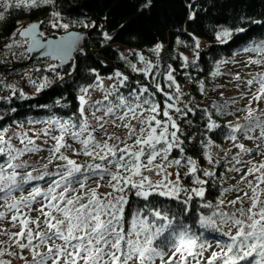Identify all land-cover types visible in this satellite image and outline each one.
Masks as SVG:
<instances>
[{
    "label": "trees",
    "instance_id": "1",
    "mask_svg": "<svg viewBox=\"0 0 264 264\" xmlns=\"http://www.w3.org/2000/svg\"><path fill=\"white\" fill-rule=\"evenodd\" d=\"M33 22L39 23L47 38L70 29L86 33L78 50L64 64L58 65L49 58L29 60L20 31ZM60 24L69 27L62 30ZM262 44L264 0L10 2L0 11V175L12 164L8 150L15 146L4 139L9 131L27 130L33 120L52 122L54 128L55 122L60 121L81 128L85 117L98 109L144 106L167 123L170 145H158L166 162L177 163L179 188L172 194H166L167 189L147 192L137 181L121 182L123 176L132 177L134 167L125 165L118 170L119 184H114L112 190L117 191L114 202L119 210H112L110 224L105 222L106 233L116 250L112 264H132L143 255L154 264L173 249L184 253L182 242L186 239L195 248L207 247L210 242L225 246L222 253L229 264H258L257 257L240 246L241 241L224 235L215 226L223 216L220 202L225 187L220 180L228 171L226 160L212 150L223 147L235 135L226 119V106L223 102L219 105L214 98L222 84L223 65L237 54ZM118 46L129 54L123 56ZM194 50L196 56L184 61L183 54ZM137 53L150 64L147 72L136 69ZM110 77L122 82L98 103L85 105L82 98L86 90ZM12 81L23 84L21 91L15 90ZM10 138L14 144V136ZM59 154L43 165L38 179L20 188L30 184L45 186L54 181L51 186L61 190L65 184L78 180L77 171L64 172L71 159L79 164H97L105 155L83 143L71 153ZM187 167H193L192 171ZM35 187L29 195L37 194ZM75 191L80 207L89 201L84 199L86 195L80 187ZM10 193L0 190V206ZM79 211L59 207L54 223L64 221L63 228H38L35 234L77 246L90 243L100 236L102 227L89 231L84 218L77 228L70 225L68 214ZM81 231L87 233L80 235ZM138 236L145 240L139 248ZM3 251L1 246L0 264H10ZM50 258L51 255H42L23 264H47ZM77 262L91 264L85 257ZM165 264H177V260Z\"/></svg>",
    "mask_w": 264,
    "mask_h": 264
},
{
    "label": "rangeland",
    "instance_id": "2",
    "mask_svg": "<svg viewBox=\"0 0 264 264\" xmlns=\"http://www.w3.org/2000/svg\"><path fill=\"white\" fill-rule=\"evenodd\" d=\"M17 1L21 0H0V11L8 3ZM31 24H26L24 28ZM60 27L67 30L69 25L60 24ZM38 36L46 39L48 34L40 28ZM23 39L27 45L28 39ZM118 48L123 56L129 54L124 47ZM137 55L139 62L136 69L147 72L150 64L143 55ZM195 56L194 50L183 54V59L188 62ZM223 66L222 84L217 87L214 98L219 105L223 102L226 106V119L235 135L223 147L212 150L226 160L228 171L220 180L225 187L220 202L223 216L215 226L224 235L241 241L240 246L257 257L258 264H264V44L237 54L234 60ZM121 82L117 77L102 78L86 90L82 101L85 105L96 104ZM12 85L20 91L24 87L19 82L12 81ZM31 122L27 130L16 129L4 136L15 148H9L12 164L5 174L0 175V190L11 191L0 206L3 257L10 264L32 262L42 255H51L47 264H87L77 262L84 257L91 264H112V254L116 250L106 233L105 222L109 223L113 218V209L119 210L114 202L118 197L117 191L112 190L114 184H119L116 183L117 177H120L118 170L125 165L134 167L132 177L123 176L125 178L121 182L130 180L133 184L137 181L147 192L167 189L166 194H172L179 188L177 163L166 162V155L158 145H170L167 123L144 106L106 111L98 109L85 117L81 128H75L70 123L64 125L61 121L55 122V128L49 121ZM11 135L14 136V144L10 143ZM81 143L105 155L97 164H79L71 159L64 172L77 171L78 180L72 181L74 184L67 183L61 190L51 186L54 181L45 186L30 184L20 188V185L38 179L46 162L58 157L60 152L71 153ZM192 169L186 168L188 171ZM32 187H35V196L29 195ZM78 187L85 193L84 199L89 198L81 207L77 204L78 192L75 191ZM48 198H52L53 202ZM59 207L79 209V212L68 214L70 219L67 222L77 228L84 218L89 231L101 225L100 236L90 240V243L84 242V246H77L59 238L35 234L38 228L49 230L53 227V231L63 228L64 221L57 225L54 223ZM32 217L34 220H31ZM29 230L32 237L27 235ZM86 233L81 231L79 234ZM182 243L185 245L184 253L173 249L165 259L154 264H165L171 260H177V264H209L207 260L215 264H229L222 253L225 246L210 242L207 247L195 248L188 239ZM143 244L144 238L138 236L136 247ZM132 264L150 263L143 255Z\"/></svg>",
    "mask_w": 264,
    "mask_h": 264
},
{
    "label": "water",
    "instance_id": "3",
    "mask_svg": "<svg viewBox=\"0 0 264 264\" xmlns=\"http://www.w3.org/2000/svg\"><path fill=\"white\" fill-rule=\"evenodd\" d=\"M38 30H40L39 25L33 22L20 31V35L29 41L26 46L29 60L49 58L58 65L71 59L86 33L85 30H68L57 37L41 39L37 37ZM27 221L28 219L25 222ZM28 235H31V231H28Z\"/></svg>",
    "mask_w": 264,
    "mask_h": 264
},
{
    "label": "bare ground",
    "instance_id": "4",
    "mask_svg": "<svg viewBox=\"0 0 264 264\" xmlns=\"http://www.w3.org/2000/svg\"><path fill=\"white\" fill-rule=\"evenodd\" d=\"M39 27H40V26H39ZM60 35H61V34H60ZM55 37H57V36H55ZM26 46H27V45H26ZM77 50H78V49H77ZM75 52H76V51H75ZM27 54H28V53H27ZM74 54H75V53H74ZM74 54H73V55H74ZM28 55H29V54H28ZM44 59H45V58H44Z\"/></svg>",
    "mask_w": 264,
    "mask_h": 264
}]
</instances>
